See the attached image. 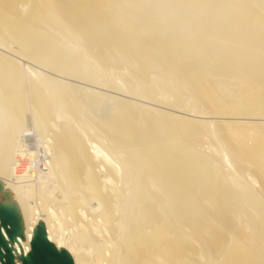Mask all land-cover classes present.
I'll return each mask as SVG.
<instances>
[{
	"label": "bare ground",
	"instance_id": "bare-ground-1",
	"mask_svg": "<svg viewBox=\"0 0 264 264\" xmlns=\"http://www.w3.org/2000/svg\"><path fill=\"white\" fill-rule=\"evenodd\" d=\"M0 183L16 264H264V0H0Z\"/></svg>",
	"mask_w": 264,
	"mask_h": 264
},
{
	"label": "water",
	"instance_id": "water-1",
	"mask_svg": "<svg viewBox=\"0 0 264 264\" xmlns=\"http://www.w3.org/2000/svg\"><path fill=\"white\" fill-rule=\"evenodd\" d=\"M2 184L0 183V192ZM23 239V222L18 207L14 203L0 201V263L16 264L14 244ZM21 264H74L71 255L58 249L47 237L43 222H39L30 242V251L20 255Z\"/></svg>",
	"mask_w": 264,
	"mask_h": 264
}]
</instances>
